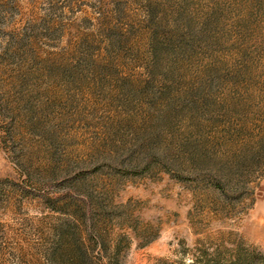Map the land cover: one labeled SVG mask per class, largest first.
Segmentation results:
<instances>
[{"label": "rangeland", "instance_id": "374dc122", "mask_svg": "<svg viewBox=\"0 0 264 264\" xmlns=\"http://www.w3.org/2000/svg\"><path fill=\"white\" fill-rule=\"evenodd\" d=\"M0 264H264V0H0Z\"/></svg>", "mask_w": 264, "mask_h": 264}]
</instances>
